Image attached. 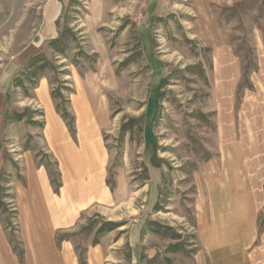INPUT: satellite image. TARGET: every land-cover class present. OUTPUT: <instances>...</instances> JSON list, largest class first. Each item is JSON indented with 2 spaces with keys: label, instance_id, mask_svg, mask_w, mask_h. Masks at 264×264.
<instances>
[{
  "label": "rangeland",
  "instance_id": "1",
  "mask_svg": "<svg viewBox=\"0 0 264 264\" xmlns=\"http://www.w3.org/2000/svg\"><path fill=\"white\" fill-rule=\"evenodd\" d=\"M0 94V264H190L196 193L229 155L222 102L263 141L264 0H0ZM67 142L104 153L81 206L60 190Z\"/></svg>",
  "mask_w": 264,
  "mask_h": 264
},
{
  "label": "crops",
  "instance_id": "2",
  "mask_svg": "<svg viewBox=\"0 0 264 264\" xmlns=\"http://www.w3.org/2000/svg\"><path fill=\"white\" fill-rule=\"evenodd\" d=\"M51 7L52 10L45 13L44 22L48 25L37 34L40 43L57 36L51 23L54 24L60 15L62 4L51 2ZM35 91L36 95L40 93L44 98L45 94L48 97L45 81H40ZM3 98L0 94V99ZM217 124L219 135L226 139L223 146L229 151L226 166L221 173L210 168L204 175L203 189L196 193L191 225L194 239L193 242L185 240L186 244L179 249L178 256L190 264H264V153H257L258 150L264 151V137L262 142H257L253 139V132L244 130L243 124L238 125L242 129L237 131L228 101L226 105L221 104ZM61 135L64 136L63 133ZM69 144L55 146L66 173L60 190L81 206L88 199L76 197L73 192L75 186L82 181V176L100 180L104 153L101 146ZM89 150L92 152L90 155ZM256 167L260 171L255 170ZM168 254L169 257L175 255L170 250ZM50 262L58 264L59 259L54 258ZM87 262L101 264V257H90Z\"/></svg>",
  "mask_w": 264,
  "mask_h": 264
},
{
  "label": "trees",
  "instance_id": "3",
  "mask_svg": "<svg viewBox=\"0 0 264 264\" xmlns=\"http://www.w3.org/2000/svg\"><path fill=\"white\" fill-rule=\"evenodd\" d=\"M41 55L35 54L34 56H32L31 58H29L27 64H29L31 62L32 66L33 65H38L41 64L43 62V60L40 59ZM43 65V64H42ZM151 111V110H150ZM64 113H67V110L65 109ZM57 188V187H56ZM57 192V190H55ZM111 223V222H110Z\"/></svg>",
  "mask_w": 264,
  "mask_h": 264
}]
</instances>
